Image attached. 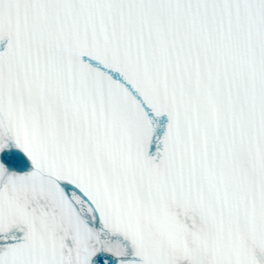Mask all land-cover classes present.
<instances>
[{"label":"snow or ice","instance_id":"snow-or-ice-1","mask_svg":"<svg viewBox=\"0 0 264 264\" xmlns=\"http://www.w3.org/2000/svg\"><path fill=\"white\" fill-rule=\"evenodd\" d=\"M0 264H264V0H0Z\"/></svg>","mask_w":264,"mask_h":264}]
</instances>
